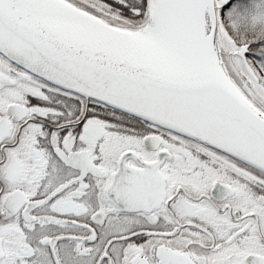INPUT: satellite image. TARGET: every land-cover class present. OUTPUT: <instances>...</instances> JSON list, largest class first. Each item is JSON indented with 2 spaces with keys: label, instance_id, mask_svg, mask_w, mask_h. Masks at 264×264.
<instances>
[{
  "label": "snow or ice",
  "instance_id": "1",
  "mask_svg": "<svg viewBox=\"0 0 264 264\" xmlns=\"http://www.w3.org/2000/svg\"><path fill=\"white\" fill-rule=\"evenodd\" d=\"M0 264H264V0H0Z\"/></svg>",
  "mask_w": 264,
  "mask_h": 264
}]
</instances>
